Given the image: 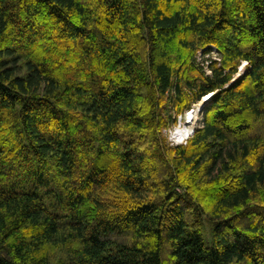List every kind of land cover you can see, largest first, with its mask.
Masks as SVG:
<instances>
[{
	"label": "trees",
	"instance_id": "1",
	"mask_svg": "<svg viewBox=\"0 0 264 264\" xmlns=\"http://www.w3.org/2000/svg\"><path fill=\"white\" fill-rule=\"evenodd\" d=\"M0 264H264V0H0Z\"/></svg>",
	"mask_w": 264,
	"mask_h": 264
},
{
	"label": "rangeland",
	"instance_id": "2",
	"mask_svg": "<svg viewBox=\"0 0 264 264\" xmlns=\"http://www.w3.org/2000/svg\"><path fill=\"white\" fill-rule=\"evenodd\" d=\"M197 54H198V56H196V57H197V61L199 63H201V62L204 63L203 60L209 58V56H207V55L200 54V51H198ZM211 56L212 57L213 56H216V54H211ZM205 71H207L206 68H205ZM245 71H246V65H245L244 62H242L240 64V66L238 68V72H237V74L235 76H237L239 74H242ZM204 98L205 97H202L200 101L192 104V106H191V108L189 110L185 111L182 115H179L176 118L177 119L176 120L177 123L175 124L176 125V130H175V133L174 134L170 131V128L173 125H171V126H169L167 128H163L162 129L163 136L165 137L166 142L169 145L172 144L171 143L172 140H176V141L179 142L182 138H184L186 136V135H184V132L185 131H187V133L189 135H191L192 134V130H194V128H196V127L198 128V127H201L202 126V124H203V117H204V111H205V108L207 106V101H206L207 99L205 100ZM185 115H186V118H188L191 121L187 125H185V123L183 122ZM185 126H188V127H185ZM184 141L185 140H183V143H184ZM46 201H47V199H46Z\"/></svg>",
	"mask_w": 264,
	"mask_h": 264
},
{
	"label": "built area",
	"instance_id": "3",
	"mask_svg": "<svg viewBox=\"0 0 264 264\" xmlns=\"http://www.w3.org/2000/svg\"><path fill=\"white\" fill-rule=\"evenodd\" d=\"M211 54H216V56H213L214 59H217V52H216V49L214 47H211V50L210 52Z\"/></svg>",
	"mask_w": 264,
	"mask_h": 264
},
{
	"label": "bare ground",
	"instance_id": "4",
	"mask_svg": "<svg viewBox=\"0 0 264 264\" xmlns=\"http://www.w3.org/2000/svg\"><path fill=\"white\" fill-rule=\"evenodd\" d=\"M209 97H210V95H207V96H205L204 99L206 100V99H208ZM190 114H191V113H190ZM189 117H190V116H189ZM194 117H195V116H194ZM191 118H192V117H191ZM192 131H193V130H192ZM187 134H188L187 131H185V132H184V135H187Z\"/></svg>",
	"mask_w": 264,
	"mask_h": 264
}]
</instances>
